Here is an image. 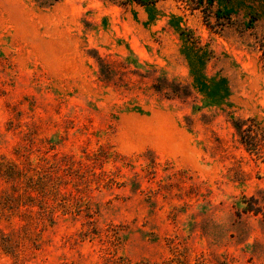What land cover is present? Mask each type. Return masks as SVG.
<instances>
[{
  "label": "rangeland",
  "instance_id": "374dc122",
  "mask_svg": "<svg viewBox=\"0 0 264 264\" xmlns=\"http://www.w3.org/2000/svg\"><path fill=\"white\" fill-rule=\"evenodd\" d=\"M0 264H264V0H0Z\"/></svg>",
  "mask_w": 264,
  "mask_h": 264
},
{
  "label": "trees",
  "instance_id": "16d2710c",
  "mask_svg": "<svg viewBox=\"0 0 264 264\" xmlns=\"http://www.w3.org/2000/svg\"><path fill=\"white\" fill-rule=\"evenodd\" d=\"M141 4L147 3L148 1H153V0H136ZM195 1L196 5H199L200 3H203V1H205V4H210L213 2V0H193ZM207 7V5H205V8ZM245 210H251V207L247 206L244 208ZM254 211H258L257 209H253Z\"/></svg>",
  "mask_w": 264,
  "mask_h": 264
}]
</instances>
